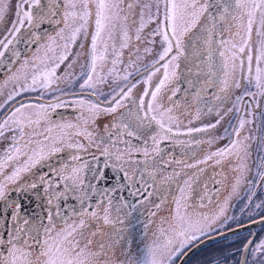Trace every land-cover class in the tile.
<instances>
[{"label": "snow or ice", "instance_id": "snow-or-ice-1", "mask_svg": "<svg viewBox=\"0 0 264 264\" xmlns=\"http://www.w3.org/2000/svg\"><path fill=\"white\" fill-rule=\"evenodd\" d=\"M6 9L0 0V264H177L225 226L245 183L241 213H264V0H19L9 27ZM206 116L215 123L191 126ZM218 126L228 143L189 162ZM173 184L174 213L156 223ZM30 193L42 201L31 213ZM220 264H264V238Z\"/></svg>", "mask_w": 264, "mask_h": 264}, {"label": "flooded vegetation", "instance_id": "flooded-vegetation-1", "mask_svg": "<svg viewBox=\"0 0 264 264\" xmlns=\"http://www.w3.org/2000/svg\"><path fill=\"white\" fill-rule=\"evenodd\" d=\"M5 3L7 5V9H6V12H7L9 10H14L15 11L16 10V5L19 2H17V0H8ZM6 21L8 23L5 25V27H9L10 24H11V22H12V20L11 21L10 20H6ZM2 37H3V33H0V38H2ZM117 44H119V40H118ZM19 47L21 49H23L26 46L23 45V44H21V45H19ZM127 51L128 50L126 49L125 50V55H127ZM149 62H147V63H149ZM122 67H123V65H121V68ZM0 69H2V66H0ZM3 78L4 77L0 76V80H2ZM142 87H143V85H138L137 89H135L134 92H139L140 91V88H142ZM105 90H107V89H105ZM178 97H182V93L181 94H178ZM57 112L60 113V114H63V116H64L65 119H72V120H74L73 118H75L76 115H77L72 109H58ZM56 118H58V117L54 115V119H56ZM215 119H216L215 116H211V117L206 116V117L203 118L202 123L200 121H195L193 123V125H191V126H193V127H201L202 125L212 124V123H215ZM107 122H108V120L106 118L105 119H102V120H100L98 122L100 124L101 130L103 129V125L106 124ZM222 123H224L226 125V122H222ZM246 128H248L247 129L248 131H246ZM250 130H251L250 127L249 126H246L245 129H244L245 134H247ZM212 133H215V135H211V138L212 137H215V138L220 137L221 135L224 134V128L218 126L217 129L212 130L211 134ZM217 134H219V136ZM204 136H205L204 133H193L192 134V138H195V139H200V138H203ZM182 139H189V138L188 137H183ZM227 143H228V139H220V140L217 139L216 142H215V144L213 145V147L210 148V149H207L204 145H201L200 148L198 149L199 152L197 151V147H195L193 151H195V153L197 154V156L194 157L189 162H195V158H202V156L204 154H206L208 151H210V150L214 151V150H216V149L224 146ZM162 144H166V145L163 146ZM162 144H161V147H163L165 149V155H167L168 153H171L176 158H180L181 157V154H182V151L183 150H181L178 146L172 144L170 141H164V142H162ZM202 147H205V148L202 149ZM255 147L256 146L254 144V150H255ZM189 155H191V153H189ZM138 158L139 159H143L142 157H138ZM102 161H103V158H101V164H102ZM170 171H171V167H169V168L166 169V172H170ZM185 171L192 172L193 170L186 169ZM216 171L217 172H220L221 169L219 167H217L216 168ZM224 171H225V173L227 175L231 176V172L228 169H225ZM206 172H207V175L208 176H211V174H212V170L211 169H207ZM164 187H167V186H164ZM217 187H221V186L220 185H211V184L209 185V188H212V189H215ZM196 191L197 192H200L201 191V188L200 187H197ZM167 192L169 193L168 199L172 201V196L178 194L177 191H176V185L173 184L170 188H168V191ZM162 194H165V193L162 192ZM236 196H238V195H236ZM152 199H154V198H152ZM214 199H219V198L214 196ZM154 200H156V202H159V199L158 198H156ZM193 201H195L196 204L199 203V199H198V197L195 194L193 195V198L189 201V203L191 204V203H193ZM205 203L207 204V201H205ZM165 208L166 209H164L165 210V213H164L165 215L164 216H166V214L168 216L169 215V212L174 213V210H175L174 204H170L169 203V204L166 205ZM212 208H213V205H207V208H205V209H198V210L199 211H208V209H212ZM152 210H155V209H152ZM137 215H139V213H137ZM159 217H160V214L159 215L157 214V217L154 218V220H155L156 223H159ZM140 218H141V220H143V219H145V216H141ZM107 227L108 226H105V228H107ZM135 233L136 234L134 236V244H133V246L135 244H137L140 251L142 249L144 250L145 249V245L147 244V242L149 240H146L145 239V234L143 233V230H142V228L139 225L137 226V228L135 230ZM150 235H151V233L149 232L148 233V236L150 237Z\"/></svg>", "mask_w": 264, "mask_h": 264}, {"label": "rangeland", "instance_id": "rangeland-1", "mask_svg": "<svg viewBox=\"0 0 264 264\" xmlns=\"http://www.w3.org/2000/svg\"><path fill=\"white\" fill-rule=\"evenodd\" d=\"M8 1V0H4V3ZM17 2H19V0H17ZM6 4V3H5ZM8 12V13H7ZM5 12V20H14L15 19V16H14V13L15 11L14 10H9ZM118 42V40H117ZM74 52H75V48H74ZM154 55V54H153ZM153 55H149V56H145L142 63H147L149 61H151L153 59ZM72 58L70 57V60ZM68 62H66L67 64ZM66 64L65 65H61V68L58 70V74H61L64 72L65 70V67H66ZM80 70V67H79V63H77L76 65H74V68H73V71L74 72H79ZM11 88V85H9V89ZM7 91L8 89H5L3 91L2 94H0V103L3 102V100L6 98L7 96ZM236 94H239L238 92L234 93V96H233V99L235 98V95ZM75 120V118H73ZM248 128H246V131ZM251 131V130H250ZM249 131V132H250ZM248 132V133H249ZM211 135H215V133H212ZM219 136V134H217ZM212 140H213V143L211 145V148L213 147V145L215 144L217 138L215 137H212ZM207 149L208 146L204 145ZM4 147V143L3 142H0V151H2ZM196 146H193V150ZM205 147H202V149H204ZM199 147H197V151L199 152ZM181 149V148H180ZM182 150V149H181ZM252 150H253V157H252V160L249 161V164L250 166L252 167V172L249 173L248 175V179H251L252 178V175L254 174L255 172V165L253 163V161L255 160V157H256V152L254 150V144L252 146ZM196 151V152H197ZM247 188V183H245L239 190V193H238V196H233L230 201H229V204H228V207H227V210H226V213H225V216L224 217H220V219L217 221V224L219 225L221 222H224L225 226L224 227H218L217 229V233L218 232H221V231H225L229 228H232V227H235V226H238V225H241L243 223H247V222H250L252 219L256 220L258 218H260V215H264V213H261L260 215H255L253 216L251 219L246 215V214H242L241 213V208L243 207V203L241 201V197L244 196L245 194V189ZM162 194V193H161ZM167 195V202L164 206H162V208L159 210L158 212V215L160 214V216H164L165 214V210L166 209V205L167 204H172L171 203V200L168 199L169 197V193L167 192L166 193ZM257 195L258 197H260L261 199H264V190H258L257 191ZM154 199H156L157 197H153ZM258 202V201H257ZM167 211V210H166ZM167 216V214H166ZM165 216V217H166ZM232 216H235L237 217V219H234V220H225V217H232ZM160 218V217H159ZM216 232V231H214ZM212 232V233H214ZM212 233H210L209 235H211ZM256 236H255V239H254V242L253 244L259 242V240L261 238H264V227L263 228H260L259 230H257L256 232ZM135 232H134V236H135ZM245 238L243 242L246 243L249 239H251L252 237V234L250 232H248L247 234H245ZM203 238V237H202ZM150 243V240L148 241ZM147 242V243H148ZM191 247V246H190ZM133 249L134 251H136L138 254H142L144 252V250L142 249L141 251L139 250L138 248V245L135 244L133 246ZM223 255V251L220 250V247H218L217 245H212V246H208L207 248H205L204 250H202L200 253H198L197 255H195L187 264H220V262L222 261V256ZM178 262V261H177Z\"/></svg>", "mask_w": 264, "mask_h": 264}, {"label": "water", "instance_id": "water-1", "mask_svg": "<svg viewBox=\"0 0 264 264\" xmlns=\"http://www.w3.org/2000/svg\"><path fill=\"white\" fill-rule=\"evenodd\" d=\"M163 146L166 145V144H162ZM109 173L111 172V170H108ZM13 197L16 196L15 193L12 194ZM125 196H127V193L125 192L124 193ZM21 202L24 203V208L29 212L31 213L32 210L34 208H36V205L37 203H42V201H38L33 194H28L26 197H21ZM37 211H40V209H36ZM260 218L256 219V221H259ZM45 223H47V221L45 220ZM264 227V223H260V222H257V223H252L251 221L250 222H247L245 224H242V225H239V226H235L233 228H230L228 230H225V231H222L220 233H217V234H214V235H211V236H208L202 240H200L199 242L195 243L194 245H192L190 247V250H187V255H185L181 260H179L177 262V264H187L199 251H201L202 249H204L205 247L215 243V242H218L220 240H223V239H227V238H230V237H233V236H236V235H239V234H242V233H245V232H249L251 231L252 232V237L251 239L253 240L254 242V239H255V236H256V233L255 231L259 228H262Z\"/></svg>", "mask_w": 264, "mask_h": 264}, {"label": "trees", "instance_id": "trees-1", "mask_svg": "<svg viewBox=\"0 0 264 264\" xmlns=\"http://www.w3.org/2000/svg\"><path fill=\"white\" fill-rule=\"evenodd\" d=\"M248 232H245L243 234H240V235H236V236H233V237H230V238H227V239H223V240H220L219 242H216L214 244H211L209 246H212V245H217L218 247H220V250L223 251V255L228 253V252H232V251H235L237 249H240L242 248L243 246V242L246 241L244 240L245 238V234H247ZM251 233V232H250ZM208 247V246H207ZM206 247V248H207ZM205 249V248H204ZM203 249V250H204ZM202 251V250H201ZM200 251V252H201ZM199 252V253H200ZM222 255V256H223Z\"/></svg>", "mask_w": 264, "mask_h": 264}]
</instances>
